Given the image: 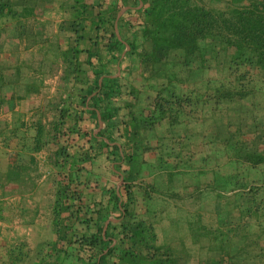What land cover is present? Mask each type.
Listing matches in <instances>:
<instances>
[{"label":"trees","instance_id":"16d2710c","mask_svg":"<svg viewBox=\"0 0 264 264\" xmlns=\"http://www.w3.org/2000/svg\"><path fill=\"white\" fill-rule=\"evenodd\" d=\"M56 1L67 17L54 42L35 19ZM139 3L137 14L119 16L117 39L113 10ZM29 34L49 38L43 47L53 59L41 67H54L58 51L63 92L35 140L52 167L50 235L18 262L185 264L157 242L148 209L154 184L142 175L155 182L167 172L172 184V170L194 167L191 146L200 140L215 149L200 168L224 159L228 172L213 171L204 186L201 173L194 189L218 198L235 192L230 206L213 207L220 224H234V242L211 264H264V0H0V51L10 47L13 65ZM125 46L119 76L102 80L86 103L99 78L114 75ZM97 112L103 128L95 136Z\"/></svg>","mask_w":264,"mask_h":264},{"label":"crops","instance_id":"0c3cea01","mask_svg":"<svg viewBox=\"0 0 264 264\" xmlns=\"http://www.w3.org/2000/svg\"><path fill=\"white\" fill-rule=\"evenodd\" d=\"M51 10L59 14L60 8L52 6L47 12ZM47 12L35 20L44 28H51L49 38L56 42L65 19L51 21L44 17ZM51 18L54 19L53 14ZM41 37L42 34L22 37L15 65L8 45L0 51V264H21L20 253L25 252L33 258L51 230L48 206L53 199L49 180L52 167L46 160L48 150L43 146L35 148V140L38 127L44 133L48 122L54 119L63 92V73L58 51L54 67H41L53 59V53L43 47L49 38ZM16 67L20 69L19 78Z\"/></svg>","mask_w":264,"mask_h":264},{"label":"rangeland","instance_id":"374dc122","mask_svg":"<svg viewBox=\"0 0 264 264\" xmlns=\"http://www.w3.org/2000/svg\"><path fill=\"white\" fill-rule=\"evenodd\" d=\"M53 7H58L57 1ZM58 12L59 14L51 10L45 13L44 17L49 18L51 21L54 20V22L66 19L67 15L61 9ZM52 14L54 19L51 18ZM53 24L52 28H54ZM45 29L48 32L51 31V28ZM8 48L10 49V47ZM206 76L215 77V72L209 71ZM146 93V96H153L151 91ZM207 120L211 124L213 119ZM191 150L192 158L190 163L194 167L191 169L172 170V174H179L177 180H174L172 184H169L167 180V172L162 173L161 176L156 175L157 180L155 182L152 178L142 175V177L146 178V182L154 184V190L151 192V201L148 205V209L154 212L149 213V217L156 229L158 244L167 245L185 264H211L213 261H219L220 252H227L228 244L234 242L230 235L234 224L233 226L228 222H226V225L220 224L213 207L216 203L222 207L230 206L235 192L231 193L229 191L218 198L215 193L207 192L203 194L201 188L195 190L193 184L195 178L207 171L200 168L203 154L213 155L215 149L212 145H203L200 140H196L192 144ZM145 157L147 161L153 159L152 152L146 154ZM215 163L210 166L211 171H207V174L203 176L204 178L201 177L200 183L202 186L207 181L212 180L213 171L221 174L228 172V169H224L221 166L227 163V160L220 159L218 163ZM210 169L208 168V170ZM182 182L187 187L179 188ZM170 190H174V192L169 194ZM44 206L45 209L46 204ZM143 209L145 207L141 206L138 211L142 212ZM234 217L235 213L228 211L226 220L233 221ZM248 222V220H244V223ZM223 237H226V240Z\"/></svg>","mask_w":264,"mask_h":264},{"label":"water","instance_id":"95a60500","mask_svg":"<svg viewBox=\"0 0 264 264\" xmlns=\"http://www.w3.org/2000/svg\"><path fill=\"white\" fill-rule=\"evenodd\" d=\"M141 9H142V3H139V6H138L136 9H131V8H129V7H117V8H115V9L113 10L114 32H115V35H116L117 39L120 40V35H119V30H118V29H119V23H118V18H119V16H120L121 14H123V13H127V14H129V15H135V14H137ZM128 50H129V47H128V46H125V50L121 53L120 58H119V61H118V63H117L116 66H115V72H114V75H113V76H111V77H109V78H104V77L99 78V80H98V82H97V87H98L97 92H96L94 95H92L87 101H89V100H91V99H94L95 97L98 96V94H99V92H100V87H101V81H102V80H109V81H112V80H114L115 78L118 77L119 72H120V70H119V63H120L121 59L124 57L125 53H126ZM97 116H98V124H99V126H98V129H97V133H96V134H98L99 130H100V129L102 128V126H103L102 117H101V115H100L98 112H97ZM96 136H97V135H96ZM104 141H106L108 144H110V145L113 146V147H117V148H119L120 153H121V154L123 153V149H122L119 145L111 143L107 138H104ZM118 176H119L120 180H119V184H118V186H117V190H118V187L123 183V178H122V176L119 175V174H118ZM120 211H121V210H120ZM121 213H122V211H121ZM110 222H113V221H112V220H108V221H106V222L103 224L102 235L105 234L106 227H107L108 223H110ZM105 252H106V251H105ZM105 252H103L102 254H104Z\"/></svg>","mask_w":264,"mask_h":264}]
</instances>
